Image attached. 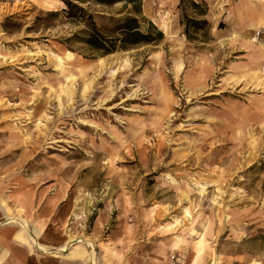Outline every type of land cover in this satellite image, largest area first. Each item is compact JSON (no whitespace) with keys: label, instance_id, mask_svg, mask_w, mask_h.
<instances>
[{"label":"rangeland","instance_id":"1","mask_svg":"<svg viewBox=\"0 0 264 264\" xmlns=\"http://www.w3.org/2000/svg\"><path fill=\"white\" fill-rule=\"evenodd\" d=\"M44 1L0 0L10 264H264V0Z\"/></svg>","mask_w":264,"mask_h":264},{"label":"bare ground","instance_id":"2","mask_svg":"<svg viewBox=\"0 0 264 264\" xmlns=\"http://www.w3.org/2000/svg\"><path fill=\"white\" fill-rule=\"evenodd\" d=\"M44 2H46V0L44 1ZM55 2H58V1H55ZM53 2H51V3H49V2H47V4H48V6L49 7H54L55 5H53V4H55V3H53ZM59 5H60V2H59ZM262 21V18L261 19H259L258 21H257V23H259V22H261ZM15 221H17V218L15 217V216H13L12 214H5V215H2V214H0V225H5V224H10V223H12V222H15ZM16 236L20 239V240H26V238H25V236L24 235H22V234H20V233H18V232H16ZM34 242H35V240H34ZM203 244V239H199L198 241H197V245L199 246L198 247V250L196 251L197 252V254L199 253V251L201 250V248H202V245ZM40 245H41V243H37V242H35V246H36V248L37 247H40ZM192 264H195L194 262L192 263ZM255 264V263H254Z\"/></svg>","mask_w":264,"mask_h":264},{"label":"crops","instance_id":"3","mask_svg":"<svg viewBox=\"0 0 264 264\" xmlns=\"http://www.w3.org/2000/svg\"><path fill=\"white\" fill-rule=\"evenodd\" d=\"M165 3H169V4H175L178 0H164ZM146 4L143 3V10L144 12H146ZM12 257V250L10 247L7 246L6 242L4 241V239H0V264H10V259ZM13 258V257H12Z\"/></svg>","mask_w":264,"mask_h":264},{"label":"trees","instance_id":"4","mask_svg":"<svg viewBox=\"0 0 264 264\" xmlns=\"http://www.w3.org/2000/svg\"><path fill=\"white\" fill-rule=\"evenodd\" d=\"M99 2H106V1H110V2H116V1H118V0H98Z\"/></svg>","mask_w":264,"mask_h":264}]
</instances>
